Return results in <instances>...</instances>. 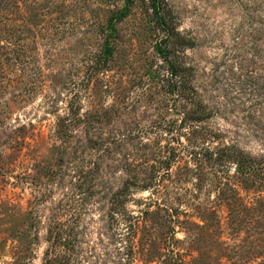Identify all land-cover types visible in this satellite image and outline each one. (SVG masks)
Here are the masks:
<instances>
[{"label":"rangeland","instance_id":"374dc122","mask_svg":"<svg viewBox=\"0 0 264 264\" xmlns=\"http://www.w3.org/2000/svg\"><path fill=\"white\" fill-rule=\"evenodd\" d=\"M152 4L0 0V264H264V0Z\"/></svg>","mask_w":264,"mask_h":264},{"label":"trees","instance_id":"16d2710c","mask_svg":"<svg viewBox=\"0 0 264 264\" xmlns=\"http://www.w3.org/2000/svg\"><path fill=\"white\" fill-rule=\"evenodd\" d=\"M152 5L155 9L156 15H157V19L163 24H167V21L165 19V16H163L162 14H160L159 12V3L160 0H152ZM122 15H119V17H121ZM171 34H173V36L175 35V33H173V28L172 26H169L168 30H167V36H171ZM157 51L159 52V54L163 57L164 60H166L167 62V72H168V84L171 85L169 87V89H171L172 92L175 91V89H180V91H184L187 89V85H188V81L189 78L187 76V78L185 77V75H187V68H190L189 66H184L180 61L175 60V58H173V56L176 54V51L178 50L176 44H174V46H165L164 44H162V41L160 40L157 45H156ZM112 53V47L108 44L105 43V48H104V57H108L110 56ZM4 75V68H3V64L2 62H0V77H3ZM2 78H0V85H2ZM32 82H34V80H31ZM2 86H0L1 88ZM179 91V92H180ZM193 92H189L188 95H190L191 98H193L192 94ZM186 95V94H185ZM2 101V100H0ZM191 110V109H190ZM189 110V111H190ZM196 110V109H195ZM5 117H7V115H1V111H0V125H2L3 121H5Z\"/></svg>","mask_w":264,"mask_h":264}]
</instances>
